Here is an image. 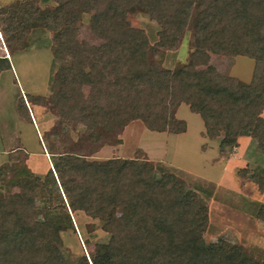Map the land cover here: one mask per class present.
I'll use <instances>...</instances> for the list:
<instances>
[{"label":"trees","instance_id":"obj_1","mask_svg":"<svg viewBox=\"0 0 264 264\" xmlns=\"http://www.w3.org/2000/svg\"><path fill=\"white\" fill-rule=\"evenodd\" d=\"M56 2L50 23L58 40L57 59L71 60L67 78L58 74L52 84L61 121L78 120L88 138L102 145L103 133L115 134L135 120L151 131L184 133L187 125L176 112L185 104L201 116L207 136L220 139L221 153L250 137L264 156V118L259 115L264 107V0ZM28 6L30 15L40 12L33 2ZM133 10L159 24V48L176 49L189 27L194 36L189 63L173 71L153 63L149 57L157 49H150L144 32L129 22ZM83 13H92L91 28L100 45L79 39ZM12 26L15 32L27 31ZM221 53L253 57L252 83L223 85L211 64V54ZM10 69V61L0 58V73ZM78 83L93 94H74L72 86ZM51 154L54 171L44 177L23 169L22 176L5 181L11 168L0 167V264H73L60 236L68 210L101 220L110 234L91 263L83 256L74 264H263L242 248L207 243L208 206L185 181L159 174L148 160L97 162L68 151ZM251 171L242 170L264 194V168ZM259 218L264 219V204Z\"/></svg>","mask_w":264,"mask_h":264},{"label":"rangeland","instance_id":"obj_2","mask_svg":"<svg viewBox=\"0 0 264 264\" xmlns=\"http://www.w3.org/2000/svg\"><path fill=\"white\" fill-rule=\"evenodd\" d=\"M29 2H33L39 8L38 14H29ZM56 6V0H0V58H9L10 61L12 57L11 62L15 73L19 74V76L16 75L21 89L24 86H30L40 93L30 92L20 95L15 107L17 114L7 112L10 118L14 115L12 121L14 119L17 121L18 115L22 121L34 122L32 117L37 121V130L41 131L49 155L48 158L44 155L36 138L37 134L31 128L30 136L33 139V147H30L34 157L31 156L33 158L30 168H35L34 163L40 164L42 171L47 168L46 173L41 170L37 173L43 174L35 173L44 177L53 170L52 152L68 151L85 156L88 161L97 162L111 159L148 160L159 174L176 176L185 181L189 188L199 192L200 199L205 202L209 211V225L204 234L207 243L221 244L224 242L242 248L248 257L264 264V219L259 218V211L263 203L252 201L262 198L264 194H261L257 185L250 182L248 177H244L242 172L243 169L249 168L252 170L249 174L251 175L254 174L253 170L256 168H264V156L256 148L251 138H239L238 147L228 149V152L223 154L220 151V139L210 138L204 134L219 143L220 158L217 161L226 164L228 161L234 160L232 164L235 165L234 176L243 192V194L234 195L230 191L219 188L214 182L204 180L194 174L199 171L204 173L205 169L210 167L211 162L208 160L209 152L201 155L199 149L202 137L200 138L198 124L203 120L199 114L194 113L184 104L176 114L178 119L186 121L189 125L185 141L182 142H180L179 136L167 134L170 132L151 131L143 121L135 120L125 126L122 131L108 136L106 133L100 135L102 137L101 145L88 138L85 127L78 120L61 121L55 112L52 84L58 74L67 78L71 60L67 59L63 63L57 59L58 40L50 23L51 13ZM8 18L11 23L5 22ZM92 20V13H83L80 16L79 39L86 41L89 46H97L101 44V41L92 31ZM128 20L133 27L144 32L150 49H157L149 58L160 68L173 71L179 69L181 65L189 63L194 51V36L189 27L184 31L179 46L174 50H168L158 47L161 27L156 21L138 10L129 12ZM11 24L22 25L27 31L15 32ZM201 52L209 54V50L206 49H202ZM205 58L204 55L201 61ZM211 64L215 68V75L221 79L225 86L231 83L251 84L257 67V61L253 57L230 53L211 54ZM260 65L264 66V63H260ZM14 81L10 73H6V76L3 77L0 90L8 98L20 94L19 88L14 86ZM72 90L76 95L81 93L84 98L93 94L91 88L83 83L73 84ZM106 103L107 100L103 98L101 105L104 106ZM3 107L9 109L8 105H2ZM26 109L30 116H27ZM259 115L264 118V107L260 110ZM77 118L79 119V115ZM9 128H12L11 125ZM98 131L101 130L98 129ZM20 147L21 145L16 143L7 144L6 150L9 155L0 165V167L9 165L11 168V172L5 176V181L19 178L23 174V169L34 171L28 166L26 152L19 150L16 153H11ZM203 148L206 149L207 146L204 145ZM195 168L199 171H195ZM0 191H2V187H0ZM244 201H250L253 204H246ZM65 218L67 225L61 231L60 236L63 242L62 249L67 255L68 262L74 264L81 257L86 256L91 263L96 257L97 246L110 240V234L102 229L104 222L83 211L71 212L68 210Z\"/></svg>","mask_w":264,"mask_h":264},{"label":"crops","instance_id":"obj_3","mask_svg":"<svg viewBox=\"0 0 264 264\" xmlns=\"http://www.w3.org/2000/svg\"><path fill=\"white\" fill-rule=\"evenodd\" d=\"M3 58H5V57H3ZM11 60H12V57L10 58V62H11ZM6 73H10L11 76H13V81L15 80L14 86H17L19 88L20 94L13 96L12 98H8L4 93H2V90H0V165L3 164L4 160L9 155V153L6 150L7 144L16 143V144H20L21 147L16 149L14 152H11V153H16L19 150H23L24 152H26L28 154L27 162H28V166L30 168V166L32 164L31 159L34 157L33 156L34 155L33 150L31 148V147H33L32 146L33 145V139L30 136L31 128H33L37 134L36 138L38 139V142H39V144H40V146L44 152V155L47 158L49 155V153L47 152L46 146L44 144L41 131L37 130V121L35 120L34 117H32L34 119V122L33 121H27V122L22 121V119L20 118L19 115H18L17 121H16V119H14V121H12V119L14 118V115L10 118L9 115L7 114V112H9V114L12 112H15L17 114V110L15 109V107H16V101L19 99L20 95L21 96L26 95V93L28 94L30 92L35 93V94H40V93L36 92V90H34V87L24 86L22 89L20 88V85H19L18 79H17V75L19 76V74L17 72L15 73L12 62H11V69L4 71L0 75V86L2 85V80H3V77L6 76ZM2 105H8L9 109L7 110L6 107L2 108ZM182 105L183 104H181L178 107V109ZM178 109H177V112H178ZM177 112H176V114H177ZM32 115H33V112H32ZM184 122L186 123V121H184ZM10 125L12 128H9ZM186 125H187V130L184 133H180V134L167 133V134L179 136L180 140H181V141L179 140L180 142L185 141V136H187L186 133L188 132V129H189V125L187 123H186ZM198 125H199L200 138L202 137L201 138L202 141L199 142V146H200L199 149H200L201 155H204L206 152H209L210 158L208 160H209V162H211V165H210V167H207V169H205L204 173H201V171H199L198 169L195 168V171H199V172H195L194 174L197 175L198 177L204 179V180L214 182L219 188H223L224 190L230 191L234 195L243 194L242 189H241V185H239L237 179L234 176L235 165L234 166L232 165L234 160H230L226 164H224L220 161H217V159L220 158L219 143L217 141H213V140L209 139L207 136H205L206 135V128H205L204 121L202 123H199ZM163 133H165V132H163ZM204 145L207 146L206 149L203 148ZM31 156H33V157H31ZM34 167L35 168H32V169L30 168V169L32 171L34 170L33 172L36 174H43V173H46V171H47V168H45V170L42 171L40 168V164H37V163H34ZM40 170L43 173H41V172L37 173V171H40ZM191 190H193V189H191ZM193 191L197 192L196 190H193ZM197 193L199 194V192H197ZM254 200L264 204V196H262V198H260V199H253L252 201H254ZM244 203L253 204L250 201H244Z\"/></svg>","mask_w":264,"mask_h":264}]
</instances>
